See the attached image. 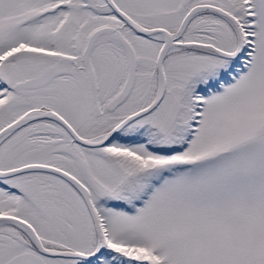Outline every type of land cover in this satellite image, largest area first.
Listing matches in <instances>:
<instances>
[{
	"label": "snow or ice",
	"instance_id": "snow-or-ice-1",
	"mask_svg": "<svg viewBox=\"0 0 264 264\" xmlns=\"http://www.w3.org/2000/svg\"><path fill=\"white\" fill-rule=\"evenodd\" d=\"M0 264H264V0H0Z\"/></svg>",
	"mask_w": 264,
	"mask_h": 264
}]
</instances>
